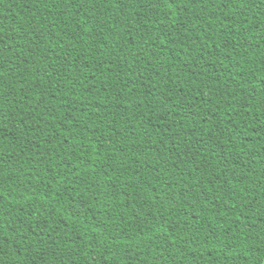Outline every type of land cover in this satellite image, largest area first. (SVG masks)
<instances>
[{
    "label": "trees",
    "instance_id": "16d2710c",
    "mask_svg": "<svg viewBox=\"0 0 264 264\" xmlns=\"http://www.w3.org/2000/svg\"><path fill=\"white\" fill-rule=\"evenodd\" d=\"M0 264H264V0H0Z\"/></svg>",
    "mask_w": 264,
    "mask_h": 264
}]
</instances>
